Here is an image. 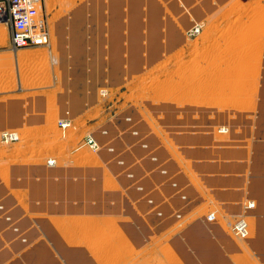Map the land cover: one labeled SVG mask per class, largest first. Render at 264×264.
Returning <instances> with one entry per match:
<instances>
[{
  "label": "rangeland",
  "instance_id": "374dc122",
  "mask_svg": "<svg viewBox=\"0 0 264 264\" xmlns=\"http://www.w3.org/2000/svg\"><path fill=\"white\" fill-rule=\"evenodd\" d=\"M31 9V30H42L45 36L41 43L18 50L17 56L10 28L0 23V111L16 120L6 123L4 118L0 133L12 130L20 139L0 142V262L11 253L13 242H26L23 237L38 221H75L46 213L51 205H60L62 192L72 193L80 184L77 199L87 206L88 170L90 185L98 192L92 204L107 205V214L115 213L85 215L74 222L83 235L72 232L74 246L85 247L92 257L98 252L106 261L108 241L123 233L120 223L133 224L134 231L125 234L130 237L126 248L116 246L125 254H119L123 258L116 264H183L175 242L194 259L202 243H188L182 235L197 220L222 229L229 240L221 233L217 238L224 244L246 248L247 240L234 238L231 227L244 219L249 231V220L219 210L184 158L180 142L175 145L170 135L206 131L208 125L229 138L238 124L253 121L264 70V0H39ZM149 30H158L161 43L147 51L155 36ZM165 30H181L183 44L170 52L165 49ZM136 46L144 50L143 67L147 61L154 65L130 78L123 72L135 68ZM227 71L230 78L224 77ZM48 160H53L48 166H55L54 172L36 176ZM12 166L37 169L14 167L10 173ZM168 169L170 175L163 174ZM56 170L67 175L59 191L54 185L62 172ZM189 187L206 199L194 211L174 204L175 198L187 201L184 189ZM68 199L75 208L76 194ZM28 223L31 227L24 229ZM86 225L92 230L97 226V234L84 236L90 229ZM141 234H148L149 240L137 250L130 242ZM242 252L236 258L243 259Z\"/></svg>",
  "mask_w": 264,
  "mask_h": 264
},
{
  "label": "crops",
  "instance_id": "0c3cea01",
  "mask_svg": "<svg viewBox=\"0 0 264 264\" xmlns=\"http://www.w3.org/2000/svg\"><path fill=\"white\" fill-rule=\"evenodd\" d=\"M123 31L124 30H120V36ZM133 31L136 32V30ZM149 31L150 36H155L154 39L148 43V47L146 48L147 51L151 48L157 49L158 41L161 43V39L156 36L159 35L158 30ZM165 33L168 40V45H166L165 49L169 52L183 44L184 38L182 37L181 30H165ZM74 38L78 39L80 38V35L78 37L74 36ZM134 47L131 48L132 51H134ZM136 48L139 50V53H137L134 64L135 68L139 70V73L144 69L150 70L154 65V61H147L145 67H143L144 63L141 61V54L144 50L138 46H136ZM159 49L162 50L163 48L161 47ZM73 66L74 65L72 64V67ZM124 73L125 75L128 74L126 70L123 72V75ZM128 76L130 77V74H128ZM262 76L257 103V113L255 114L253 121L238 124L232 131H230L232 133H230L229 138H225L223 136L224 134L219 132L216 134L214 127L206 125V127H204L206 128V131L192 132L183 135L185 137L184 140L188 138L187 144H182L183 142H180L184 158L190 163L192 171L203 181L204 186L208 190V193L214 198L219 210L225 215L233 218L243 216L244 214L247 216L246 218L249 220L250 227L249 237L247 242H245L246 249L249 252L248 259L240 260L239 258H236V255L240 253L241 249L238 245H235L234 248H229V250L224 248L222 240L219 241L217 238V234L221 233L223 237L225 236L226 239H228L222 229H211L207 226L205 220H197L190 225L182 235L188 243H202L200 251H195L194 259L191 253L177 247L176 242L172 244L176 249L178 258L183 264H264V70ZM122 81L124 82V80H121L120 82ZM239 113L247 114L243 111ZM235 128L236 130L238 129V132H234L236 131ZM14 167H19L24 170H27V168L37 169L26 166H12L10 168V173H12ZM54 167L55 166L50 167L47 164L40 166V170L37 169L35 175L37 176V173H40V171L45 175L48 174V172H54V169L56 168ZM61 172L62 178H56V180H58L57 183L60 185H54L56 190H58L59 186L66 181L65 178L67 175H65L63 171ZM91 172L92 171L88 170V175L86 177L88 179L87 182H89L88 188L86 189L88 195V199L85 201L88 202L86 207H84V203H82L81 200L78 201L77 199V194L81 192L82 189V185L80 184L72 193L65 194L62 192L59 201L60 205H51V212L39 213H46L54 216L75 217V221L72 220L73 223L81 220L79 217L85 215H108L107 212L109 209L107 205H105V207H97L92 204L95 202L94 195H96L95 192L97 191H94V188L90 185L92 176ZM12 178L14 181H17L15 176H12ZM181 179L183 184H185V178ZM79 181H82V178ZM3 190L9 193L8 189L3 188ZM184 190L186 191L185 194L187 195V201L190 203L187 204V201L180 202L179 198H175V205L179 207L186 206L189 211H194L206 203V199L202 198L195 188L189 187ZM100 191L101 190H99V192ZM73 194H76V199L78 201L75 208H73L74 204L69 203L70 200L68 199ZM16 204L19 205V202L16 201ZM245 204H253V206L246 208ZM73 211L80 212V215H73ZM60 220L64 221V223H61ZM55 221L52 222L50 219H42L35 223L36 227H33L29 234L25 236L26 242L23 243L20 240L13 242L10 246L11 253L9 251L6 252L7 257L2 259L0 264H4L12 257V255L21 252L26 246L31 245L39 237H42V240L30 246L27 251L19 254V257L9 264H97V262L99 263V261L96 260L97 258L102 260L97 255L92 257L85 247L74 246V243H72L73 235L71 231H76L77 234L80 233L78 235H81L82 233L77 230L80 228H77V226L75 227L71 220L56 219ZM57 221L59 224H57ZM66 222H71L73 225L70 226L67 224V227H65ZM136 222L137 220H134L135 224ZM53 223L58 225V227L61 225V228L59 227L60 230L67 231V233L71 230L69 232L71 234L69 235L71 237V243L62 239V232H58L54 228ZM31 225L32 223H28L24 229L31 227ZM119 226L123 230V233L125 232L123 234L124 236L130 231H134L133 224L127 226V224L120 223ZM68 228L75 229L73 231ZM91 231L89 230L88 233L85 232L89 235V232ZM135 233L137 234L138 232L135 231ZM86 234H84V236L87 237ZM148 236V234H141L136 239L132 237L130 243L133 244L137 250L142 249L145 246V242L149 240ZM12 238H14V235H12ZM126 246H128V244ZM110 253L109 255H111ZM114 253H116L115 250ZM231 256H233V260H231ZM108 259L109 258L103 263H108Z\"/></svg>",
  "mask_w": 264,
  "mask_h": 264
},
{
  "label": "built area",
  "instance_id": "2783aa9c",
  "mask_svg": "<svg viewBox=\"0 0 264 264\" xmlns=\"http://www.w3.org/2000/svg\"><path fill=\"white\" fill-rule=\"evenodd\" d=\"M39 0H0V23L10 28V44L13 49L20 50L28 47L31 44H38L36 37L44 38L45 34L40 30H36V35H33L31 28H33V20L31 17L32 7L36 5ZM38 29V26H36ZM197 30V29H193ZM20 141L19 135L12 130H4L0 133V142L3 144H13ZM114 148L111 146L110 151ZM53 160H48L47 165H52ZM169 169L163 174L170 175ZM138 190L140 193L142 191ZM150 202V201H149ZM151 204L155 202H150ZM253 204L249 205V207ZM0 206V210H1ZM213 216L211 215L210 219ZM14 224V223H13ZM16 224V223H15ZM231 232L234 238L238 240H247L249 237L248 224L244 219H238L231 227Z\"/></svg>",
  "mask_w": 264,
  "mask_h": 264
},
{
  "label": "bare ground",
  "instance_id": "6f19581e",
  "mask_svg": "<svg viewBox=\"0 0 264 264\" xmlns=\"http://www.w3.org/2000/svg\"><path fill=\"white\" fill-rule=\"evenodd\" d=\"M219 10V9H218ZM31 29H33V28H31ZM242 31V30H241ZM31 32H32V34L33 35H36V31H32L31 30ZM249 32V31H248ZM248 32H247V34H248ZM256 32H257V30H256ZM255 33V31L254 30H252V31H250V34L249 35H252V34H254ZM240 35V34H239ZM243 36V35H242ZM241 36V37H242ZM246 36V35H245ZM248 36V35H247ZM245 37L246 39L247 38H249V37ZM244 38V39H245ZM242 39V38H241ZM243 39V40H244ZM35 40H38V42L39 43H41L42 41H43V38L41 37V38H39L38 39V37H36L35 38ZM238 40H240V39H238ZM237 41V40H236ZM252 49V48H251ZM254 49V48H253ZM13 51V53L15 54V56H17V54H18V50H15V49H13L12 50ZM247 51V50H246ZM248 52V51H247ZM252 53V52H251ZM244 57H245V55H244ZM249 57V59L251 58L250 57V55L248 56ZM228 58V57H227ZM226 59V58H225ZM244 61V60H243ZM237 62H240V61H237ZM241 62H242V59H241ZM247 62V61H246ZM241 64H243V63H241ZM240 64V65H241ZM245 64V63H244ZM248 64V63H247ZM251 64V63H250ZM237 66H239V65H237ZM242 67V66H241ZM234 69V68H233ZM233 69H231V70H233ZM225 70V69H224ZM239 70V69H238ZM213 72V71H212ZM217 72H219V71H217ZM228 72V71H227ZM235 72V71H234ZM238 72V71H237ZM127 73L128 74H130V78L132 77V76H134V75H139L140 73H139V70H137V69H135V68H131V69H129L128 71H127ZM221 73V72H220ZM127 74V75H128ZM215 74V73H214ZM223 74H224V72H223ZM234 74H236V73H233V75ZM126 75V76H127ZM218 75V74H217ZM226 74H224V77L226 78V76L228 77V78H230L229 77V72H228V74L225 76ZM230 75H231V72H230ZM241 75V74H240ZM220 76V75H219ZM239 76H237V78H238ZM245 76H243V78H244ZM213 78V77H212ZM215 78V77H214ZM224 78V79H225ZM227 78V79H228ZM232 78V77H231ZM233 78H234V76H233ZM207 79V78H206ZM226 79V80H227ZM235 79V78H234ZM241 79V78H240ZM208 80V79H207ZM206 80V81H207ZM228 80H230V79H228ZM232 80V79H231ZM232 81H234V80H232ZM238 81H241V80H238ZM245 81V80H244ZM209 82V81H208ZM207 82V83H208ZM228 82V81H227ZM222 83V82H221ZM246 83V82H245ZM204 84V83H203ZM224 84V83H223ZM226 84V83H225ZM230 84V83H229ZM235 84H236V82H235ZM244 84V83H243ZM213 85V84H212ZM232 85V84H231ZM237 85V84H236ZM209 86V85H208ZM207 87V86H206ZM204 90H206V89H204ZM203 92V91H202ZM208 92H209V90H208ZM205 93V92H204ZM212 93H214V92H212ZM236 94V93H235ZM238 94H240L239 92H238ZM237 94V95H238ZM215 95H216V93H215ZM220 95H222V94H220ZM205 96H207V94H205ZM218 96V95H217ZM213 97V96H212ZM211 97V98H212ZM197 98V97H196ZM206 98V97H205ZM180 99V98H179ZM208 99V98H207ZM213 99V98H212ZM218 99H220V98H218ZM214 100H216V99H214ZM235 100V99H234ZM236 100H238V98L236 99ZM181 101V100H180ZM242 101H245L246 102V100H242ZM209 102H211V101H209ZM216 102H217V100H216ZM235 102V101H234ZM207 104V103H206ZM211 104V103H210ZM246 104H244V106H245ZM223 107V106H222ZM245 109V108H244ZM0 110H1V108H0ZM5 116V117H4ZM5 118V120H7V122L6 123H12L15 119H12L10 116H9V114H3L1 111H0V126H1V124H3V119ZM16 121V120H15ZM188 128H189V126H188ZM1 129H3L2 127H0V131H1ZM189 129H191V128H189ZM192 130V129H191ZM169 132V131H168ZM172 134V133H171ZM183 135H185V134H172V135H170L169 137L170 138H172V141L175 143V145L177 144V143H179V142H181V141H183V144H187L188 143V138L187 139H185L184 140V136ZM196 135V134H195ZM193 138V137H192ZM185 142V143H184ZM185 152V151H184ZM80 158V157H79ZM52 176H59L58 174H53ZM136 188H137V186H136ZM52 208V207H51ZM110 213H108V215H114L113 214V212L112 211H109ZM145 212V211H144ZM143 212V213H144ZM79 213V212H78ZM241 217H247L245 214L243 215V216H241ZM56 219H60V218H55V220ZM55 220H53L52 219V221H55ZM62 220H65V219H62ZM75 220V219H74ZM59 221V220H58ZM57 221V222H58ZM68 221V220H67ZM86 221V220H85ZM60 222L61 223H64V221H61L60 220ZM72 222V221H71ZM71 222H69L70 223V225H71ZM55 223H56V221H55ZM69 223H67L66 222V224H65V227H67L66 225L67 224H69ZM73 223V222H72ZM88 223V222H87ZM87 223H84L83 225H85V224H87ZM57 224H59V222L57 223ZM74 224V223H73ZM81 224V223H80ZM75 225V224H74ZM78 225V224H77ZM58 226V225H57ZM61 226V225H60ZM59 226V227H60ZM87 226V225H86ZM90 225H88L87 226V228L91 231L92 230V227H89ZM93 226H95V225H93ZM56 227V226H55ZM76 227V226H75ZM61 228V227H60ZM59 228V229H60ZM78 228V227H77ZM86 228V229H87ZM93 228H95V227H93ZM99 228H101V227H99ZM69 230L70 229H72V228H68ZM74 229L75 228H73L72 230L74 231ZM84 229H85V226H84ZM96 229H98L97 228V226H96V228L94 229V230H92L93 232H95L96 233ZM78 230V229H77ZM88 230V231H89ZM59 231H61L62 232V235H63V238L62 239H65L66 241H68L69 243H71V237L69 236V235H71L69 232L71 231H68V233H67V231L65 232V231H63V230H59ZM85 231V230H84ZM91 231V232H92ZM60 232V233H61ZM91 232H89L90 234H91ZM92 232V233H93ZM117 232H119V231H117ZM71 233H72V231H71ZM77 233V232H76ZM82 233V232H81ZM88 233V232H87ZM73 234H75V233H73ZM78 234H80V233H78ZM85 234H86V232H85ZM89 234V235H90ZM97 234V233H96ZM87 235V234H86ZM89 235H87V236H89ZM117 235V234H116ZM82 237H83V235H81ZM80 236V237H81ZM95 236V235H94ZM98 236V235H97ZM76 237H78V236H75V238ZM99 237V236H98ZM133 237V236H132ZM72 238H73V236H72ZM135 238V237H134ZM78 239H79V237H78ZM84 239V238H83ZM92 239V238H91ZM128 239L130 240V237H128L127 235H123V233L121 234V233H119V235H117V237H115L112 241H108L109 243L107 244L108 245V248L106 249L107 251L108 250H110L109 252H108V254L110 253L111 255H109L108 257L106 256V259L107 258H109L108 259V264H116L117 262H119V260H121L122 258H123V256H120V255H125V254H121V253H118L117 251H116V246H118L119 245V248H126V245L128 244ZM81 240V239H80ZM109 240V239H108ZM89 240H87V241H83V244L85 243V242H88ZM244 241H246V240H244ZM75 242V241H74ZM73 243V242H72ZM81 243H82V241H81ZM89 243V242H88ZM86 245V244H85ZM106 245V244H105ZM225 245V248H227V250L229 249V248H233V245H232V243L231 244H224ZM242 250H243V252L240 250V253L242 252L243 254H242V256H243V259H246L248 256H249V252H248V250H246V248H244V247H242V244L241 245H238ZM114 250H115V252H117L116 254L114 253ZM92 252H95V251H92ZM114 253V254H113ZM239 253V254H240ZM97 255H99L100 256V254H98V252L96 253ZM120 254V255H119ZM98 256V257H99ZM129 257H131V258H133L135 255H133V254H129L128 255ZM97 257V256H96ZM100 258V257H99ZM102 258H104L103 256H102ZM101 258V259H102ZM96 259V258H95ZM105 259V258H104ZM248 259V258H247ZM97 261H99V264L101 263V262H105V260H99L98 258L96 259ZM101 261V262H100ZM105 264V263H104Z\"/></svg>",
  "mask_w": 264,
  "mask_h": 264
},
{
  "label": "water",
  "instance_id": "95a60500",
  "mask_svg": "<svg viewBox=\"0 0 264 264\" xmlns=\"http://www.w3.org/2000/svg\"><path fill=\"white\" fill-rule=\"evenodd\" d=\"M24 239H25V241H26V238L25 237H23Z\"/></svg>",
  "mask_w": 264,
  "mask_h": 264
}]
</instances>
